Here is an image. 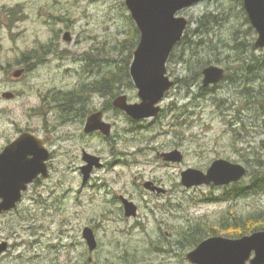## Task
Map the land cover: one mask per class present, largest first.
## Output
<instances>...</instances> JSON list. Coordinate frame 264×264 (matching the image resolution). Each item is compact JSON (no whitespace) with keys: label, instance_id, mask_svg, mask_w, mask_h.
I'll list each match as a JSON object with an SVG mask.
<instances>
[{"label":"rangeland","instance_id":"374dc122","mask_svg":"<svg viewBox=\"0 0 264 264\" xmlns=\"http://www.w3.org/2000/svg\"><path fill=\"white\" fill-rule=\"evenodd\" d=\"M124 2L0 0V152L29 133L44 141L50 155L46 177L29 185L17 208L0 218V238L11 232L16 246L4 264H190L186 255L195 248L189 233L196 226L218 230L224 216L247 218L264 209L261 191L236 195L229 186H182V172H206L219 159L247 170L249 165L252 175L253 159L264 161V112L243 103L240 88L225 78L212 94L198 98L204 89L202 76L199 84L189 86L191 74L179 58L182 48L168 61L166 75L174 83L189 82L165 94L157 117L137 122L119 110H103L116 98L94 90L95 84L118 73L130 51L136 50L131 45L137 41L132 31L137 28ZM209 13L221 15V21L208 25L205 34L197 23ZM178 16L190 24L186 31L191 40L199 29L197 39L210 43L197 57L218 59L210 65L222 68L225 77H235L244 68L242 60L251 65L249 56H264V49L254 47L257 33L234 0H203ZM236 44L241 46L236 49ZM19 70L22 75L14 78ZM123 74L116 97L125 95L129 104L140 103L130 75L131 87ZM252 80L251 75V87ZM85 86L90 89H81ZM258 90L256 96L264 105V89ZM6 92L14 98L3 99ZM69 92L74 101L65 104L73 109L61 112L63 102L56 95ZM177 109L184 114L174 120ZM99 111L111 125L108 137L84 133L89 115ZM242 122L245 129L240 128ZM174 150L183 156L181 163L157 158ZM83 151L102 164L86 183L81 173ZM244 179L242 184L249 185L250 177ZM145 182L166 193L145 190ZM225 194L223 202H205ZM120 197L137 207L135 218L124 216ZM84 228L94 234L97 247L92 253L82 236Z\"/></svg>","mask_w":264,"mask_h":264},{"label":"water","instance_id":"95a60500","mask_svg":"<svg viewBox=\"0 0 264 264\" xmlns=\"http://www.w3.org/2000/svg\"><path fill=\"white\" fill-rule=\"evenodd\" d=\"M203 0H125L124 4L130 13L140 39L133 53L129 75L136 87L140 103L129 104L125 95L114 99L112 105L135 121L155 118L160 113L159 103L165 94L174 86L167 74L166 65L174 48L181 41L188 21L178 14ZM251 27L257 33L254 47L264 49V0H241ZM66 41H69L67 37ZM23 71L13 74L19 78ZM202 88L206 89L219 84L225 78L222 68L214 65L205 67L202 72ZM5 100H12L14 95L2 94ZM111 125L103 121L102 112L90 115L85 123L84 133H100L110 136ZM158 159L166 163H181L183 156L177 150L157 154ZM49 153L44 141L29 133L21 134L15 141L5 146L0 153V214L8 212L21 201L39 176L46 177ZM85 166L81 168L82 182L86 183L93 169L101 168L100 159L82 153ZM247 175V169L226 160H216L206 172L188 169L181 173V184L190 189L199 186L222 187L239 182ZM143 188L156 195H163L166 190L145 182ZM126 218H135L137 207L124 197H120ZM82 236L88 251L96 247L94 234L90 228H84ZM5 243L0 245V255L5 252ZM190 264H264V231L256 232L239 239H228L221 236L210 237L202 241L193 251L186 255Z\"/></svg>","mask_w":264,"mask_h":264},{"label":"trees","instance_id":"16d2710c","mask_svg":"<svg viewBox=\"0 0 264 264\" xmlns=\"http://www.w3.org/2000/svg\"><path fill=\"white\" fill-rule=\"evenodd\" d=\"M241 8L242 13L244 15L245 21L247 23L248 19L246 17V14L244 12L243 8V3L241 0H234ZM221 21V15H215V14H206L202 19H200L199 23H197L198 28L203 27L205 34H208L207 31L210 29L208 25H220ZM190 25V24H189ZM133 35L136 37L137 36V41L133 42L131 45V49L134 51L135 48H137V45L139 43V32L137 29L133 28ZM200 35L199 29L196 31V37L194 40H191L190 37L187 35V31L184 34V37L182 40L177 44V46L174 48L173 52L171 53L169 60L170 62L174 58V52L178 48L181 49V53L179 54L180 60L184 62V64L187 67V70L190 72L191 77H190V82L191 85H194L195 83L199 84V78L201 77V72L202 70L210 65L212 62H217L218 59L213 58H199L197 57L200 50H206L209 48L210 43H207L206 39L204 38H198ZM241 46V44H236L235 47L238 49ZM253 47V46H252ZM132 52L130 51L129 56L125 62L124 67H119L118 73L111 72L108 74L107 77L103 78L102 82L97 85L95 84L94 90L100 89V92L104 93H109L112 95V99L117 98L116 97V92L120 90L121 85L119 83V74L121 72H124L123 76L124 79H126V85L131 87L130 83V77H129V66L132 62ZM243 55V54H242ZM183 56L188 57L187 59H184ZM168 60V61H169ZM247 60H251L252 64H245V61L242 60V64L244 63V68L240 70V72L235 73L234 76H227L225 77V80H230L231 84L235 85L237 88H240V92L243 98V103L246 105L252 106L254 108L258 109L259 112H264V105L261 104L262 97L256 96V93H261L260 90L258 89H264V56L261 58L254 57V55L249 56ZM263 74V75H262ZM251 75L253 76V80H255L253 87L249 85V79L251 78ZM116 79V80H115ZM188 80H178L174 83V86L177 84L184 82ZM257 82H259L257 84ZM188 86V85H187ZM188 86V87H189ZM217 85L213 87L207 88V91L205 92L204 89H200L199 97L205 98L207 95L212 94L214 92L213 89H216ZM81 89H90L88 87H83ZM252 89H257L256 92H254ZM83 90L79 91L80 95L82 94ZM253 92L255 93V96L253 95ZM206 93V94H205ZM208 93V94H207ZM205 94V95H204ZM73 94L71 92L69 93H58L57 96V101L58 102H63L61 103L60 110L61 112H69L68 110L73 109L71 105L65 104V101H74V97L72 96ZM113 101H107L103 110L109 111L114 109L112 105ZM116 110V109H114ZM119 112L118 110H116ZM176 111H179V115L174 117V120L181 118V116L184 114L182 113L181 109H177ZM242 112V111H241ZM240 110L238 112V115L240 116ZM132 124H134V121H130ZM177 125L179 124L178 122L176 123ZM178 126H182L179 124ZM240 128L245 129V123H240ZM248 162V161H247ZM252 162V161H251ZM253 165L255 171L253 172L254 174L249 171V165H248V172L247 176L250 177V183L249 185H243L242 183L245 181V179H242L241 181L234 183L230 185L229 187L232 188L234 192H236V195H238L240 192H247V190L253 189L254 192L261 191L264 192V161L262 158L256 157L253 159ZM260 169L261 172L258 170ZM242 184V185H241ZM241 185V186H240ZM228 187V186H227ZM227 194H225L223 197H215L211 196L206 199V203H220L225 200ZM222 229H216L214 230L213 228L206 227L205 229H201L198 226L195 227L190 233H189V238L193 242V248H196L203 240L210 238V237H217L218 235L220 236L223 234L222 237L228 238V239H239L241 237L251 235L256 232L264 231V209L257 211L253 214H250L247 218H243L241 216H224L221 218L218 224ZM222 232V233H221Z\"/></svg>","mask_w":264,"mask_h":264},{"label":"flooded vegetation","instance_id":"af4514ba","mask_svg":"<svg viewBox=\"0 0 264 264\" xmlns=\"http://www.w3.org/2000/svg\"><path fill=\"white\" fill-rule=\"evenodd\" d=\"M99 112H102V111H99ZM161 113V112H160ZM103 114V113H102ZM90 115H92V114H90ZM89 115V116H90ZM103 116H104V114H103ZM88 119V118H87ZM93 134H95V133H93ZM7 146V145H6ZM2 152V151H1ZM0 152V153H1ZM84 152V151H83ZM49 157H50V155H49ZM162 160V159H161ZM163 161V160H162ZM164 162V161H163ZM24 195V193L22 194V196ZM21 200H22V198H21ZM0 202H1V200H0ZM21 203V201L16 205V208H17V206L19 205ZM16 208H14V209H12V210H10V211H8V212H2L1 214H0V218H2V217H5L6 215H8V214H11V212H13ZM12 233L10 232L9 234H7L6 235V237H4V238H0V245L1 244H3V243H5L6 244V246H7V249H6V251L5 252H3L1 255H0V264H4L5 262H10L9 261V259L10 258H12L11 256L13 255L12 254V252L16 249V246L11 242V238H12Z\"/></svg>","mask_w":264,"mask_h":264},{"label":"bare ground","instance_id":"6f19581e","mask_svg":"<svg viewBox=\"0 0 264 264\" xmlns=\"http://www.w3.org/2000/svg\"><path fill=\"white\" fill-rule=\"evenodd\" d=\"M164 243H166V242H164Z\"/></svg>","mask_w":264,"mask_h":264}]
</instances>
